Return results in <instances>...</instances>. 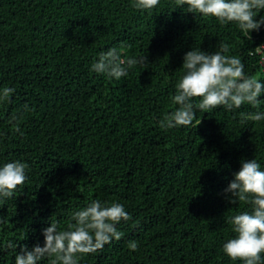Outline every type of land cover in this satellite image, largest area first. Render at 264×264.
Listing matches in <instances>:
<instances>
[{
	"label": "trees",
	"instance_id": "1",
	"mask_svg": "<svg viewBox=\"0 0 264 264\" xmlns=\"http://www.w3.org/2000/svg\"><path fill=\"white\" fill-rule=\"evenodd\" d=\"M221 42L264 79L259 57L248 55L264 42V27L250 41L170 0L143 13L131 0H0V86L16 89L0 103V163L29 165L25 183L0 205V245L42 243L50 220L65 227L74 209L100 199L124 204L131 219L118 225L120 240L80 264H240L221 246L233 235L227 219L247 205L230 204L223 189L242 159L264 166V121L240 123L239 111H254L242 105L197 110L189 127L157 124L175 107L169 96L183 54ZM114 46L149 64L120 80L90 72ZM14 113L23 135L7 123ZM0 264H14L11 249L0 252Z\"/></svg>",
	"mask_w": 264,
	"mask_h": 264
},
{
	"label": "clouds",
	"instance_id": "2",
	"mask_svg": "<svg viewBox=\"0 0 264 264\" xmlns=\"http://www.w3.org/2000/svg\"><path fill=\"white\" fill-rule=\"evenodd\" d=\"M161 0H131V6L140 12H151ZM170 5L184 13H192L201 19H215L220 26H233L246 39L252 41L253 32L264 27V0H170ZM230 45L219 44V50L206 51L191 47L182 57L174 93L169 99L174 109L157 120L165 131L192 126L197 110L203 113L221 107L236 112L242 105L254 111H239L240 123L264 121V79L246 71L239 55H228ZM249 56H258V64L264 65V42L251 48ZM149 64L148 56H128L124 46L109 47L97 54L90 72L108 79L120 80L129 75L136 65ZM16 89L0 86V103L10 102ZM27 109V105L25 106ZM14 133L23 135L20 115L7 118ZM201 121L198 122L200 124ZM29 165L14 159L0 163V205L14 198L27 180ZM233 179L223 189L224 198L230 204L244 203L247 209L238 211L227 219L232 236L221 246L222 253L240 264H264V166L254 157L242 159L240 168L233 172ZM131 219L124 204L118 201L89 199L86 204L71 212L65 227L50 220L41 229L39 239L31 246L7 240L0 245V252L11 249L14 264H80L85 255L95 254L113 240H120L123 233L118 228ZM7 223L0 215V225ZM131 251L138 249L135 240L127 242Z\"/></svg>",
	"mask_w": 264,
	"mask_h": 264
}]
</instances>
